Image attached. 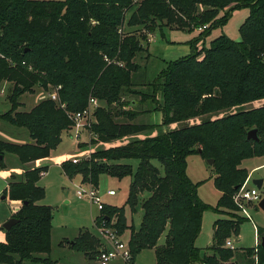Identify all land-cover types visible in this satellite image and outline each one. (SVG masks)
I'll use <instances>...</instances> for the list:
<instances>
[{
    "label": "trees",
    "instance_id": "trees-1",
    "mask_svg": "<svg viewBox=\"0 0 264 264\" xmlns=\"http://www.w3.org/2000/svg\"><path fill=\"white\" fill-rule=\"evenodd\" d=\"M242 7L248 14L238 26V41L220 34L207 47L195 50L193 44L210 28L222 26L231 11ZM201 25L206 27L189 41L190 51L166 62L158 73L159 123L132 122L138 114L135 110L112 106L130 105L119 101L131 91V77L138 68L133 58L139 51L147 52L148 35ZM4 79L20 85L14 87L10 107L0 113V121L25 128L31 142L0 140V167L3 153L16 155L23 164L47 157L70 124L64 110L47 97L26 111H17L16 96L31 85H60L57 95L68 111L81 110L89 97L102 101L104 105L94 111L92 139L133 138L93 153L101 159L98 162L59 164L67 177L80 174L81 181L94 186L102 174L130 177L124 203L128 219L123 206L103 204L93 226L111 227L117 233L128 230L124 242L130 264L142 249L153 250L154 264H235L230 259L237 250L225 247L224 241L237 234L243 219L232 201V194L247 179L240 162L264 154V104L239 108L264 99V0H0V82ZM151 93L141 99L155 100ZM118 115L126 121H119ZM203 115L208 117L197 123L169 127ZM250 128L257 129L258 141L245 140ZM191 153L212 159V184L219 192L215 207L198 198V182L185 174V158ZM122 159L137 160L133 171L129 163L119 162ZM40 170L25 168L21 178L11 176L3 190L8 199L20 200L21 206L11 215L18 221L3 230L2 264L52 263L50 208L37 203L43 196L37 184ZM137 206L140 218L135 225L132 217ZM206 208L227 217L213 221L209 244L201 251L194 239ZM255 234L264 236V228L256 227ZM96 242V237L83 231L70 248L93 259L90 254L96 251L97 256L100 248ZM240 252L252 264L251 250ZM256 260L264 264L260 246Z\"/></svg>",
    "mask_w": 264,
    "mask_h": 264
},
{
    "label": "rangeland",
    "instance_id": "rangeland-1",
    "mask_svg": "<svg viewBox=\"0 0 264 264\" xmlns=\"http://www.w3.org/2000/svg\"><path fill=\"white\" fill-rule=\"evenodd\" d=\"M247 14L248 10L244 7L231 11L227 21L222 26L210 28L200 40L193 44L195 50L198 51L201 46L207 47L209 42L220 34H225L228 38L238 41V26ZM242 16L243 18H241ZM199 33L200 31L195 28L189 31L179 29H162L161 32L154 30L150 35H148V43L146 45L147 52L145 53V51H139L133 58V62L137 63L138 68L131 77L132 85L129 87L131 93H125L126 95L122 96L119 101L120 103L123 101H130V105L121 106L118 105L119 103H112V106L116 105L115 108H119L120 110H123L124 108L135 110L138 114L132 122H141L145 124L159 123L161 114L157 111V106L161 103V95L158 84L160 82L158 73L165 67L164 65L166 62L186 55L190 51L188 44L189 41L197 37ZM200 56L201 54L198 58ZM28 69H30V67H28ZM17 85L20 84H15L13 81L6 79L0 82V90H2L0 93V113L7 111L10 107L9 101L13 97L11 94L14 87ZM50 89L51 87L49 85H31L29 90L22 91L16 96V101L19 103L16 110H28L38 100L45 98ZM151 92H154L155 100L151 101L150 99H145L143 101L141 99L144 95H151ZM262 104H264V99L252 101L240 106L239 108L246 109L258 107ZM100 105H104V102L98 101V106ZM206 117L208 116L203 115L200 117H193L180 123H171L169 127L172 128L182 123H197L200 119ZM212 117L213 116H211V118ZM118 120H121L122 122L126 121L120 115H118ZM95 122V116L93 115L91 118V125ZM161 129H164V127ZM72 133V127L68 124L60 133V142L56 145L54 150L49 153L48 157L42 160L39 165L42 170H45V173L41 177L39 176V179L37 180V184L43 190V196L37 201V203L46 205L50 208L51 227L49 236V258L51 260H55L57 262L56 264H98L96 261V251L90 254V256L93 257V259H90L84 256L82 252L75 250L69 251L66 250L65 247L60 246V243H64V238L73 240L83 231H87L97 238V247L107 245V240L100 235L98 230H95L92 225V219L98 214V209L87 200L78 199L74 194V185L83 184L87 181H81L80 174H75L71 178L67 177L60 169L59 164L62 161L72 163L70 161V158L72 157L77 159L75 165H82V163L89 161L98 162L101 159L93 157V153L101 149L121 144L133 137L129 136L124 137L121 140L99 142L88 137V135H86L83 131L78 138H72ZM140 136H142V134H138L136 137ZM0 140L20 144L28 142L29 138L25 128L13 126L8 122L1 120ZM1 160L4 163L5 170L10 171V173L19 172L20 163L15 155L5 153ZM119 162L129 163L133 171L137 160L122 159L119 160ZM240 166L247 172V179L245 181L246 188L254 187L261 197L264 193V154L244 158L241 160ZM28 167L31 168L30 166ZM2 168L3 167H0V169ZM185 174L192 182H198L196 187V194L198 198L209 207H215L219 194L212 184L213 172L211 165L208 164L206 160L200 158L197 153L188 154L185 158ZM254 179L261 180L259 188L253 185L252 180ZM129 181V176L117 179L115 177L102 174L99 176L98 183L96 185L102 203L106 206H123L124 215L127 219L129 212L124 203L127 196ZM4 184L3 179L0 178V196ZM108 189L114 190L115 194L113 196L106 195V191ZM6 203V199H0L1 205L6 206ZM20 206L21 201L19 200L18 209ZM243 207L248 216H244L242 213H239L240 215H243V219L238 225V232L236 235H232L229 238L237 250L236 256L234 257L235 259H230V261H234L235 264H248V262L241 258L242 252L240 251L244 249L251 250L255 242V228H264V212L257 206V202H243ZM136 209L139 210L140 208L137 206ZM137 217L138 215L135 219H137ZM226 217L227 214L222 212L213 211L211 208L204 209L201 212L200 227L198 234L194 239V246L203 251L209 244L211 225L213 221L217 218ZM108 229L110 230V228ZM117 234L122 240H124V236L122 237V235H125V230H122L121 233ZM207 252L209 253V251ZM133 260L132 264H154V255L152 250L142 249L135 255ZM108 264H130V262L124 263L118 260L116 262L111 261ZM192 264H200V262L194 261Z\"/></svg>",
    "mask_w": 264,
    "mask_h": 264
},
{
    "label": "built area",
    "instance_id": "built-area-1",
    "mask_svg": "<svg viewBox=\"0 0 264 264\" xmlns=\"http://www.w3.org/2000/svg\"><path fill=\"white\" fill-rule=\"evenodd\" d=\"M206 25H201L195 29L198 31L203 30ZM60 88V85H55L51 87L50 91L46 94V97L55 102L58 107L64 110L67 118L70 120V125L72 127L73 133L72 138H78L81 135V132H85L86 135L90 138H95V134L91 130V118L94 115L95 109L98 107V101L92 97H89L86 103V106L78 111H68L65 109L64 103L59 101L57 90ZM2 90H0V93ZM72 163L77 161L76 158H70ZM45 173L44 170L39 171V176H42ZM246 181V180H245ZM245 181L237 188V190L232 194V201L236 205L238 211L244 216H248L247 212L243 207V202H258L260 195L257 190L252 188H246ZM114 190L108 189L106 191L107 195H113ZM74 194L78 199H85L88 202L92 203L98 211L102 208L103 203L99 196L96 186L92 185L89 182L83 184L74 185ZM110 228V230L108 229ZM100 235H102L107 241V245L100 246L97 254V263L98 264H108L111 261L119 260L124 263H128L130 260V253L127 248L126 243L118 236L116 231L111 227H98L97 228ZM224 246L229 249H234V245L230 239L224 241ZM259 246V238L255 236L254 246L251 249L250 259L252 264H257L256 260V250Z\"/></svg>",
    "mask_w": 264,
    "mask_h": 264
},
{
    "label": "crops",
    "instance_id": "crops-1",
    "mask_svg": "<svg viewBox=\"0 0 264 264\" xmlns=\"http://www.w3.org/2000/svg\"><path fill=\"white\" fill-rule=\"evenodd\" d=\"M245 15V14H244ZM243 15V16H244ZM243 16L241 17V18H243ZM245 17V16H244ZM241 21V20H240ZM239 21V22H240ZM33 106V105H32ZM31 106V107H32ZM21 107H22V104H21ZM30 107V108H31ZM2 113V112H1ZM27 131V130H26ZM27 134H28V132H27ZM28 138H29V135H28ZM2 141H4V140H2ZM22 142H23V140H22ZM31 142V139L29 138V140H28V142H24V143H30ZM51 152V151H50ZM5 153H3V155H4ZM12 154V153H11ZM3 155H2V157L1 158H3ZM14 155V154H13ZM16 156V155H15ZM48 157V156H47ZM47 157H44V158H40V159H36V160H34V161H30V162H27V163H20L19 162V160H18V158H17V160H18V162L20 163V169H19V172L18 173H10V171H8V170H5V168H4V163H3V168L2 169H0V178L1 179H3V181H4V187L2 188V190H1V196H0V199H6L7 200V203H6V206H3V205H1L0 204V241H3L4 240V229H3V227H2V223L7 219V218H9V217H11V215H12V213L15 211V210H17L18 209V202H19V200H11V199H8V197L5 195V194H3V190L6 188V186H7V183L10 181V177L11 176H13L14 178H15V180H18L19 178H21V175H22V172H23V170L25 169V168H27L28 166H30V167H39V165L41 164V161L42 160H44L45 158H47ZM16 169V168H15ZM16 171H18V170H16ZM45 171V170H44ZM41 177V176H40ZM114 194H115V192H114ZM113 194V195H114ZM218 194H219V192H218ZM107 195V194H106ZM113 195H108V196H113ZM3 196V197H2ZM7 197V198H6ZM138 215V217H137V219H135L136 218V216ZM96 216V215H95ZM139 218H140V211L139 210H136V212H135V214L133 215V217H132V220H133V223L135 224V225H137L138 224V220H139ZM135 219V220H134ZM93 220V219H92ZM92 225H93V223H92ZM94 227V226H93ZM95 228V227H94ZM95 230H97V228H95ZM124 236V237H123ZM127 236H128V230H125V235H122V237H123V241H125L126 239H127ZM65 239V241H64V243H60V246H62V247H65L66 248V250H69V251H71V250H73V249H71L70 248V244H71V241L72 240H68L67 238H64ZM150 250H152V249H150ZM152 252H153V250H152ZM82 259V258H81ZM83 260V259H82ZM116 261H118V260H114V261H112V262H116ZM134 261V260H133ZM57 262L55 261V260H53L52 259V263L51 264H56ZM133 263V262H132ZM131 263V264H132Z\"/></svg>",
    "mask_w": 264,
    "mask_h": 264
},
{
    "label": "water",
    "instance_id": "water-1",
    "mask_svg": "<svg viewBox=\"0 0 264 264\" xmlns=\"http://www.w3.org/2000/svg\"><path fill=\"white\" fill-rule=\"evenodd\" d=\"M245 140H252V141H258V135H257V129L256 128H250L248 130H246L245 132ZM206 162L208 164L212 163V159H206ZM252 183L255 187L259 188L261 185V180L260 179H254L252 180ZM3 197V196H2ZM257 206L264 212V193L263 195L260 197V199L257 202ZM18 221L17 218L15 217H9L7 218L3 223H2V227L4 230L9 229L14 223H16ZM259 246L261 248H264V236H261L259 238Z\"/></svg>",
    "mask_w": 264,
    "mask_h": 264
}]
</instances>
